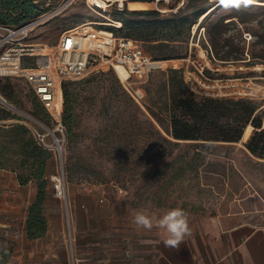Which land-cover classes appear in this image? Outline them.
I'll return each mask as SVG.
<instances>
[{
	"label": "rangeland",
	"instance_id": "1",
	"mask_svg": "<svg viewBox=\"0 0 264 264\" xmlns=\"http://www.w3.org/2000/svg\"><path fill=\"white\" fill-rule=\"evenodd\" d=\"M28 1L17 0L21 8L13 16L16 23L35 20L36 27L27 40L35 51L45 47L47 52H53L62 32L76 26L97 30L112 27L115 36L125 37L126 32H131L139 38L141 49L153 59L160 58L154 47L158 44L154 41L155 23L144 14L131 13L136 10L128 7L129 1L145 0H109L111 3L96 0L100 7H91L86 0H75L65 7L64 0H30L29 6H21ZM189 1L148 0L150 8L147 9L165 16L185 8ZM216 4V0H200L189 10L190 18L196 21L189 40L191 56L165 60L164 68L186 66L201 93L251 98L260 104L264 126V65L222 63L217 57L210 58L202 52L203 45L209 41L217 56L212 40L216 30L219 56L220 42L223 44L226 40L244 48L245 61L251 59L253 51L263 52L264 45L259 43L257 34L264 32L259 24L264 3H253L238 11H225L217 6L204 21V16H198V9L208 13ZM242 18L245 23L240 22ZM119 20L122 25L116 26ZM130 24L135 29L130 30ZM227 50L229 47L225 46L222 53ZM39 57V54L25 55L23 66L36 67ZM171 76L169 71L157 70L142 84L145 97L138 105L146 117L129 106L130 95L120 76L106 65L101 64L98 70H91L78 80L68 81L71 107L68 112L65 105L63 148L70 209L67 212L54 194L51 175L60 171V167L50 151L49 172L53 174L49 173L43 204L47 231L35 238L41 250L47 245L66 247L71 256L69 264H74L75 254L85 258L92 254L96 258L106 256L110 263L120 264L126 249L139 242L137 238L160 229L138 230L133 223L138 212L158 219L170 209L181 208L188 214L191 232L204 226L209 217L237 209L250 211L252 220L264 223V157L252 153L246 145L260 129L249 124L252 127L249 137L243 140L242 136L238 142L184 140L174 144V138L166 130L170 129V87L163 89ZM3 87L7 88L6 92L2 91ZM0 95L15 107L0 100V105L12 113L0 123L34 126L50 132L51 141L52 132L61 137L23 77H0ZM18 183L13 169L0 168V264L33 263L26 219L29 207L37 199L38 185L36 180L24 188ZM30 191V200L23 199ZM160 231L165 233L163 229ZM91 250L93 253H89Z\"/></svg>",
	"mask_w": 264,
	"mask_h": 264
},
{
	"label": "trees",
	"instance_id": "2",
	"mask_svg": "<svg viewBox=\"0 0 264 264\" xmlns=\"http://www.w3.org/2000/svg\"><path fill=\"white\" fill-rule=\"evenodd\" d=\"M145 1L147 2L148 0ZM199 1L200 0H190L185 8H180L178 11L171 12L165 16L154 9H147L143 12H139L138 10L131 12L134 14H144V16L152 19L151 21L155 23L153 34L156 35L154 41L158 44H155L154 47L160 53L157 54L160 57L159 59H181L191 56L189 40L192 26L196 21L190 18L188 12L190 9L195 8V5H197ZM29 5L30 0L21 6L25 8ZM20 8L17 0H0V23L14 25L24 23V21L14 22L15 19L13 15L18 12ZM197 12L198 16H204L203 21L210 14V12L207 13L200 9H198ZM240 22L245 23L246 20L242 18ZM259 24L264 29V7H262ZM221 26H223L222 22H220V28ZM128 27L130 30L135 29L134 24H130ZM108 29L114 31L112 27ZM217 32L216 30V32H214L215 34L212 36L217 56L209 41H206V45H203V47H208V43L210 44L212 49L210 58L213 57L216 59L217 57L222 63L245 62L252 67L258 64L264 65V51H253L251 59L245 61L244 59L246 58L243 57L244 48L236 47L229 40H226L223 44L220 42L219 56V52L217 51ZM221 33L222 31L220 29V34ZM257 35L260 38L259 43L264 45V32ZM125 37L135 41L139 40V38L133 36L131 32H126ZM225 46H228L229 50L222 53ZM234 53H236L235 56H233ZM159 59L154 58V60ZM157 70H166L172 73L167 85L165 84L163 89H166L168 85L170 87L171 102L168 107L170 129L166 128V130L174 138V144H180V141L184 140L238 142L242 138L245 128L251 124L256 129L259 128L260 130L255 131V134L248 140L246 145L252 153L264 157V126L263 114L259 113L260 104L244 96L240 98H228V95L214 96L202 94L193 90L188 84L186 66L184 65L183 67L175 65L173 68H169V70L166 68H158L153 70L150 75ZM67 83L65 84L64 95L65 105L67 106L66 111L69 112L71 106L70 93L66 87ZM2 91L6 92L7 88L3 87ZM129 106L135 113L145 117L147 116L131 95L129 98ZM146 107L153 116L162 123L161 118L151 110L149 106ZM11 116V111L0 105V120L8 119ZM258 131L260 133H257ZM158 132L160 133L159 130ZM257 134L259 135L258 138H256ZM0 137H4V139L0 140V168L13 169L17 174L19 183L22 185L34 180L37 181V199L29 207L26 228L29 238L34 239L41 237L47 231V219L44 216L43 204L46 200V191L50 182L48 160L51 158L52 154L49 150L39 146L31 130L25 124L0 123ZM198 146L200 145L197 144V147Z\"/></svg>",
	"mask_w": 264,
	"mask_h": 264
},
{
	"label": "built area",
	"instance_id": "3",
	"mask_svg": "<svg viewBox=\"0 0 264 264\" xmlns=\"http://www.w3.org/2000/svg\"><path fill=\"white\" fill-rule=\"evenodd\" d=\"M74 1L64 0L62 6H68ZM111 2L108 1V3ZM90 6L100 7L93 3ZM34 21L29 20L18 25L0 23V77H23L48 113L56 131L61 135L60 137L52 132L54 139L51 141L50 132L28 125L39 146L53 151L57 159L60 171L51 175L53 191L68 212L70 202L66 171L67 159L63 148L66 131L64 122L65 84L84 77L91 70H98L101 64L113 68L116 72V67L121 65L128 73L125 79L120 77L122 84L132 98L141 103L145 97L142 84L153 70L163 68V66L160 60H154L133 39L114 35L102 42L98 32L94 29L86 31L83 26H76L62 32L53 47L54 51L47 52L43 60L41 59L43 56L39 57L36 67L27 68L23 66V57L36 53L33 44L27 42L34 29ZM204 48L205 53L210 56L212 53L210 44L208 43V47ZM201 73L206 77L203 72ZM186 75L189 86L198 92L191 72L186 70Z\"/></svg>",
	"mask_w": 264,
	"mask_h": 264
},
{
	"label": "crops",
	"instance_id": "4",
	"mask_svg": "<svg viewBox=\"0 0 264 264\" xmlns=\"http://www.w3.org/2000/svg\"><path fill=\"white\" fill-rule=\"evenodd\" d=\"M49 167L50 165L48 169ZM49 173L53 174L51 171ZM15 175L17 177L16 173ZM18 185L24 188L31 185V182ZM20 191L22 192V189ZM29 193L28 197L23 196V199L28 198L29 201L31 191ZM252 217L253 213L250 211L239 209L209 217L206 224L194 228L177 249L165 247L162 242L165 233L162 234L158 229L152 235L137 238L139 242L126 249L120 264H264V223L259 224L252 220ZM73 222L75 226V220ZM28 240L33 246L31 264L71 262L66 247L47 245L41 250L38 239ZM89 253H93V250ZM77 255L75 254L76 259H73L74 264L75 260L77 264L79 261V264H112L106 256L96 258L95 254H92L91 257L85 258ZM86 260L91 263H85Z\"/></svg>",
	"mask_w": 264,
	"mask_h": 264
},
{
	"label": "clouds",
	"instance_id": "5",
	"mask_svg": "<svg viewBox=\"0 0 264 264\" xmlns=\"http://www.w3.org/2000/svg\"><path fill=\"white\" fill-rule=\"evenodd\" d=\"M219 7L225 11L240 10L247 8L254 3V0H216ZM136 228L152 230L153 227L163 229L165 238L162 240L167 248L177 249L184 242L185 238L191 234L188 214L181 208L168 210L160 218L155 219L149 215L138 212L133 220Z\"/></svg>",
	"mask_w": 264,
	"mask_h": 264
},
{
	"label": "bare ground",
	"instance_id": "6",
	"mask_svg": "<svg viewBox=\"0 0 264 264\" xmlns=\"http://www.w3.org/2000/svg\"><path fill=\"white\" fill-rule=\"evenodd\" d=\"M107 1H109V0H107ZM86 2L88 3L89 6H90V4L92 5V3L93 4H96L98 6V3L96 2V0L95 1H91V2H89V0H88ZM254 3H264V2H261V1H258V0H254ZM121 5H123V4L121 3ZM217 6H218V4L212 6L208 10V13L211 12L212 10L216 9ZM128 7L131 10H143V9L150 8V4L148 2H146V1H129L128 2ZM33 25H34L33 28H35L36 27V24H33ZM115 25L116 26H121L122 25V22L121 21H116ZM92 29L93 28H88V29L85 28L86 31L87 30H92ZM94 30L98 32V34H99L100 39L102 40V42L107 41L110 38V36H114L113 32L110 31V30H107V29H99V30L94 29ZM39 44L40 43H36V45H38V46H39ZM102 45L106 48V46L104 44H102ZM37 50L38 51H36L35 54H39V55L43 56L41 58L42 60L45 59L44 58V55L47 54V51H46L47 49L45 47L44 48L38 47ZM202 52H203V54H206L203 50H202ZM165 62H166L165 60L164 61H161V64H162L163 68L166 67L165 66L166 65ZM258 67L260 68L261 66H258ZM116 70H117L118 74L120 75V77L122 79H125L128 76V73H127V71L125 70V68L123 66H121V65L119 66L118 65L116 67ZM251 128H252L251 125H248L245 128L244 135H243V140H246L249 137L250 132H251Z\"/></svg>",
	"mask_w": 264,
	"mask_h": 264
},
{
	"label": "water",
	"instance_id": "7",
	"mask_svg": "<svg viewBox=\"0 0 264 264\" xmlns=\"http://www.w3.org/2000/svg\"><path fill=\"white\" fill-rule=\"evenodd\" d=\"M0 100H1L2 102H4L5 104H7L8 106H10V107H14L12 104H10L9 102H7L6 99H4L1 95H0ZM14 108H15V107H14Z\"/></svg>",
	"mask_w": 264,
	"mask_h": 264
}]
</instances>
